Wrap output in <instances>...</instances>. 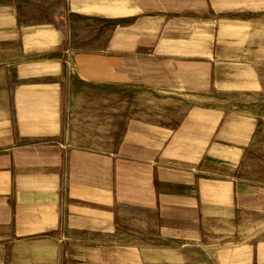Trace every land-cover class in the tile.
I'll return each instance as SVG.
<instances>
[{
	"label": "crops",
	"instance_id": "1",
	"mask_svg": "<svg viewBox=\"0 0 264 264\" xmlns=\"http://www.w3.org/2000/svg\"><path fill=\"white\" fill-rule=\"evenodd\" d=\"M260 118L264 0H0V264H264Z\"/></svg>",
	"mask_w": 264,
	"mask_h": 264
},
{
	"label": "rangeland",
	"instance_id": "2",
	"mask_svg": "<svg viewBox=\"0 0 264 264\" xmlns=\"http://www.w3.org/2000/svg\"><path fill=\"white\" fill-rule=\"evenodd\" d=\"M74 84L77 86H86L75 79ZM100 93V99L106 98L107 94ZM139 93V91H136ZM140 94H136L139 96ZM146 96V95H145ZM150 100L156 98V95H147ZM159 99V97H158ZM167 98L164 96V101ZM159 101V100H158ZM172 113L173 110L165 111ZM120 127L117 125L116 132ZM243 166L249 173H244V177H254L261 187H264V118L259 119V125L255 132L254 141L243 158ZM251 173V174H250ZM256 181V182H257ZM125 240V239H124ZM149 240V245L152 249L158 247L159 252L148 251L147 253L133 252L129 244L134 245V239L127 245H123L122 239H114L111 243L114 244L112 253H104L103 257L107 259V264H208L205 256L199 251L198 248L188 247L187 243H170L169 241H161L156 238ZM130 241V239H128ZM122 246H121V245ZM138 246V245H136ZM149 246L148 249H151ZM138 248V247H137ZM163 250V251H161ZM111 251V250H110Z\"/></svg>",
	"mask_w": 264,
	"mask_h": 264
}]
</instances>
